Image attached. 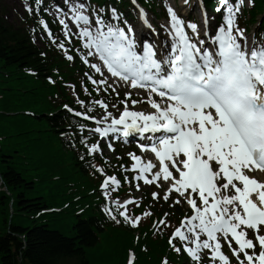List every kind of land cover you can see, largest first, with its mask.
Listing matches in <instances>:
<instances>
[{
    "label": "snow or ice",
    "instance_id": "obj_1",
    "mask_svg": "<svg viewBox=\"0 0 264 264\" xmlns=\"http://www.w3.org/2000/svg\"><path fill=\"white\" fill-rule=\"evenodd\" d=\"M68 2L59 24L69 42L73 35L82 42L84 51H74L90 70L85 73L87 80L97 93L111 90L119 97L118 88L128 89L119 102L122 109L111 105L118 114L101 99L93 101L103 109L98 116L90 114L93 108L84 100L79 103L85 111L74 114L94 121L95 127L88 131L101 140L115 133L138 136L141 154L128 152L130 169L120 167L133 172L135 181L158 189L151 192L154 202L162 198L173 207L187 205L176 226L165 213L154 227L173 229L169 246L178 254L186 253L192 264H204L205 257L209 264H264V180L256 175L264 174V43L254 39L248 47L246 29L237 23L244 0H218L215 10L222 22L211 36L205 32L207 40L201 38L197 23H186L168 6L171 42L163 44L138 41L135 29L126 19L121 21L122 13L115 6ZM40 3L36 0L37 10ZM248 3L254 6V0ZM26 11L35 10L26 6ZM139 15L151 28L147 13L140 9ZM39 23L51 37L48 24L42 19ZM58 47L68 60L76 59L65 43ZM134 92L141 99H135ZM138 104L149 107L136 109ZM85 128L81 124L80 132ZM80 143L87 154L103 155L100 142L89 144L85 137ZM108 148L115 151L111 143ZM91 167L103 177L100 187L110 200L121 180L108 175L104 167ZM135 187L141 191L139 183ZM115 203V210L106 205L103 211L116 223L136 228L153 215L151 211L130 215L129 205L139 207L135 198ZM225 243L229 254L223 250ZM134 260L130 253L127 264ZM161 264L170 262L165 257Z\"/></svg>",
    "mask_w": 264,
    "mask_h": 264
},
{
    "label": "trees",
    "instance_id": "obj_2",
    "mask_svg": "<svg viewBox=\"0 0 264 264\" xmlns=\"http://www.w3.org/2000/svg\"><path fill=\"white\" fill-rule=\"evenodd\" d=\"M28 20L13 29L0 19V264H127L130 253L161 264L166 241L151 217L132 228L104 213L98 173L74 141L80 124L62 109L72 99L46 80L60 68L42 58Z\"/></svg>",
    "mask_w": 264,
    "mask_h": 264
},
{
    "label": "rangeland",
    "instance_id": "obj_3",
    "mask_svg": "<svg viewBox=\"0 0 264 264\" xmlns=\"http://www.w3.org/2000/svg\"><path fill=\"white\" fill-rule=\"evenodd\" d=\"M249 4H248V0H244V4L242 6V9L245 7L248 8ZM25 12V3L20 1V0H0V17L1 19H3L6 24H13L16 25L20 19V17H22L24 15ZM48 17L52 20H54L55 22H59V19H61V16L59 14L56 13H50L48 14ZM260 18V17H259ZM257 18V20L259 19ZM254 29L251 28V32L253 33ZM248 33V34H250ZM247 34V35H248ZM250 36H252V34H250ZM119 93H120V97L124 96V93L127 90H120L118 89ZM113 94H115L114 92H112ZM116 95V94H115ZM120 99V98H119ZM123 108V105H122ZM136 109H141L139 106H135ZM143 108V106H142ZM109 111H113L114 114H118L116 113V110L114 108H109ZM103 112V110L101 111V113ZM98 116V115H97ZM104 155L108 158L111 159L113 157V153L104 152ZM158 190V189H155ZM133 196L132 197H138V194L136 192V189L133 190ZM116 205V203H115ZM184 205V204H181ZM227 254H229V249H227Z\"/></svg>",
    "mask_w": 264,
    "mask_h": 264
},
{
    "label": "bare ground",
    "instance_id": "obj_4",
    "mask_svg": "<svg viewBox=\"0 0 264 264\" xmlns=\"http://www.w3.org/2000/svg\"><path fill=\"white\" fill-rule=\"evenodd\" d=\"M55 3L58 4L59 1H58V0H55ZM185 5H186V4H185ZM185 7H187V6H185ZM61 9H67L66 5L63 4V7H62ZM142 32L146 33V36H144V37H148V36H150V35L148 34V31H147L146 29H143ZM208 33H212V29H211V30H208ZM258 178H259L260 180H263V178L261 177V175L258 176Z\"/></svg>",
    "mask_w": 264,
    "mask_h": 264
}]
</instances>
